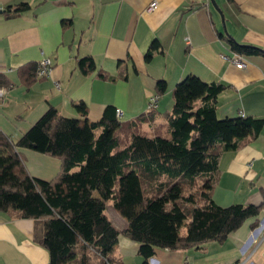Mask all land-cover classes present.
<instances>
[{
	"label": "crops",
	"instance_id": "obj_1",
	"mask_svg": "<svg viewBox=\"0 0 264 264\" xmlns=\"http://www.w3.org/2000/svg\"><path fill=\"white\" fill-rule=\"evenodd\" d=\"M214 1L224 24L209 0L202 7L191 0H0V73L9 85L0 105V132L17 142L50 108L82 119L74 109L79 103L85 104L89 122L99 121L108 106L121 112L119 121H130L148 112L152 96L158 98L154 126L162 127L173 107V89L187 76L224 85L216 102L219 119L264 120V55L240 54L242 69L223 59L232 52L226 37L264 51V0ZM151 2L156 8L147 12ZM21 4L29 11L6 10ZM154 41L160 49L146 62ZM83 57L94 62L87 74L77 68ZM42 58L52 64L48 77L26 81L20 76ZM158 81L166 83L163 94L156 92ZM18 152L30 177L50 181L59 173L55 158ZM211 199L221 208L261 207L264 125L256 138L220 156ZM106 215L120 232L112 252L116 264H264L262 209L222 241L155 249L147 260L111 203ZM42 234L41 220L0 211V264H48V253L38 244Z\"/></svg>",
	"mask_w": 264,
	"mask_h": 264
},
{
	"label": "trees",
	"instance_id": "obj_2",
	"mask_svg": "<svg viewBox=\"0 0 264 264\" xmlns=\"http://www.w3.org/2000/svg\"><path fill=\"white\" fill-rule=\"evenodd\" d=\"M29 9L21 4L6 10L15 15ZM224 40L232 52L264 55L257 47ZM159 49L152 42L145 61ZM36 67L21 70L20 76L40 79ZM77 68L87 74L94 62L80 58ZM8 86L0 73V88ZM223 90V84L187 76L173 89V107L162 127L154 126L155 110L121 122L110 106L92 123L79 103L74 109L82 119L50 108L17 142L0 132V211L42 221L38 244L47 251L48 264L117 263L112 252L120 232L106 215V203L127 221L125 232L144 260L155 249L184 250L224 240L261 207L214 204L218 161L256 138L264 120L219 119L216 102ZM165 91L166 83L158 81L157 94ZM23 149L55 158L59 173L50 181L30 177L18 152Z\"/></svg>",
	"mask_w": 264,
	"mask_h": 264
},
{
	"label": "built area",
	"instance_id": "obj_3",
	"mask_svg": "<svg viewBox=\"0 0 264 264\" xmlns=\"http://www.w3.org/2000/svg\"><path fill=\"white\" fill-rule=\"evenodd\" d=\"M194 7H202L203 5L208 4V0H191ZM156 8V2H151L147 8V12L153 11ZM223 59L234 65L238 69H242L245 66V61L243 57L235 52H231L230 56H223ZM52 64L51 61L47 58H42L36 67V77L37 78H46L48 77ZM5 88H0V105L3 101L5 95ZM158 98L157 96H152L149 100L148 110H155L157 107ZM121 112L116 110V117H119ZM261 209L264 211V199L261 205Z\"/></svg>",
	"mask_w": 264,
	"mask_h": 264
},
{
	"label": "water",
	"instance_id": "obj_4",
	"mask_svg": "<svg viewBox=\"0 0 264 264\" xmlns=\"http://www.w3.org/2000/svg\"><path fill=\"white\" fill-rule=\"evenodd\" d=\"M209 2L214 8V10L220 15L222 24H224V16H223L222 10L217 6L214 0H209ZM128 238H131L129 234H128Z\"/></svg>",
	"mask_w": 264,
	"mask_h": 264
}]
</instances>
